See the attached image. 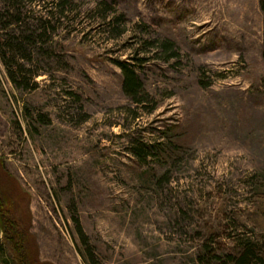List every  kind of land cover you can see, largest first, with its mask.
<instances>
[{"label": "rangeland", "instance_id": "1", "mask_svg": "<svg viewBox=\"0 0 264 264\" xmlns=\"http://www.w3.org/2000/svg\"><path fill=\"white\" fill-rule=\"evenodd\" d=\"M25 1L16 37L59 3ZM70 1L0 57V264H264L262 0Z\"/></svg>", "mask_w": 264, "mask_h": 264}, {"label": "trees", "instance_id": "2", "mask_svg": "<svg viewBox=\"0 0 264 264\" xmlns=\"http://www.w3.org/2000/svg\"><path fill=\"white\" fill-rule=\"evenodd\" d=\"M58 4H52V8L47 11L42 18H44V22L39 21L38 23V29L41 30L40 32H43L45 34L46 31H48L47 26L55 20L56 23H59L60 20L65 16L66 7L68 5H71L72 2L70 0H58ZM24 2H27L25 0H5V6L4 8L0 9V39L1 37H4L6 40H4L3 44H0V57L4 64L7 66L8 73L10 76V80L16 84L17 80L20 79V77L23 79L26 78L27 72H23V66L19 64V60H27V57H29V53H32L37 45V40H41V34L35 35L34 32H37L38 29H34L31 34L28 36H15V31H19L21 29V25L23 22V5ZM106 3H104L105 5ZM106 6V5H105ZM261 9L264 11V0L260 3ZM57 11L56 13L53 11ZM99 10L103 12V22H106L105 24L108 27L113 28L114 23L119 22V19L116 18L114 21L109 20L107 21V16L105 17V14L107 10L101 9L99 7ZM29 30V29H28ZM117 36L122 35L123 31H116ZM21 37V38H20ZM21 40V42H20ZM173 44L171 42L166 41L163 43V45L159 46V49L166 53L168 50H171ZM27 48L32 49L29 50V53L27 52ZM10 62V63H7ZM118 67L120 68L122 74H123V92L126 96L130 97L135 103H139V100L137 99L139 96H141L142 93V84L139 81L135 70L133 67H131L128 63H118ZM18 83V82H17ZM142 151H137V153ZM78 223V221H77ZM79 226V223H78ZM80 228V226L78 227ZM13 231V230H12ZM80 233V239L82 242H84L85 237L82 235L81 228L79 230ZM19 238L17 233L13 231V246L15 247L16 251L18 252L17 255L19 257L18 262L19 264H39V262L35 259H31V256L28 252H22L20 250V245L18 244ZM241 246L243 248L241 256L237 259V264H261L262 261L259 259L257 254L263 250L262 247H254L253 245H250L248 242H242Z\"/></svg>", "mask_w": 264, "mask_h": 264}]
</instances>
